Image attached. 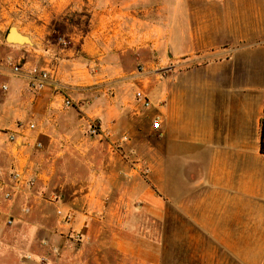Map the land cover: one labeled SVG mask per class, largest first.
<instances>
[{"label": "crops", "instance_id": "1", "mask_svg": "<svg viewBox=\"0 0 264 264\" xmlns=\"http://www.w3.org/2000/svg\"><path fill=\"white\" fill-rule=\"evenodd\" d=\"M117 5L107 0L94 8L90 32L72 35L85 56L0 47V128L37 125L19 131L17 145L0 147V264H89L87 243L111 231L112 220L116 229L110 245L97 249L100 257L112 252L133 264H159L154 224L167 231L176 215L177 236L185 239L180 264H264V0H164L161 34L136 13L128 21ZM159 46L161 65L149 57ZM34 66L57 68L63 94L53 84L31 93ZM140 90L150 109L136 100ZM66 98L73 108L64 107ZM158 117L162 128L154 135ZM90 121L116 137L89 145L87 137L67 132L78 126L83 136ZM65 155L83 160L89 175L83 186L75 176L53 185ZM7 161L38 180L12 202L4 199ZM55 197L75 213L86 245L65 240Z\"/></svg>", "mask_w": 264, "mask_h": 264}, {"label": "rangeland", "instance_id": "2", "mask_svg": "<svg viewBox=\"0 0 264 264\" xmlns=\"http://www.w3.org/2000/svg\"><path fill=\"white\" fill-rule=\"evenodd\" d=\"M0 0V47L5 46V37L9 31V29L12 26L18 27L24 34L29 36L32 40V43L35 46H30L32 51L39 50V51H45L48 48H52L55 50H69L72 46L74 47L75 44L72 41V35L74 33H82L78 27H73L69 25L68 29L72 30V32H69L68 34L62 35L58 32H55L52 29V24L55 22H63L69 17H73L77 13L82 14V16L76 15L75 20H80L81 23H85L86 16L85 14L91 15V10L94 8H99L100 5H102L107 0H93L91 3V0ZM110 2H114L115 4H118V8L121 13L128 14V21L133 20V18H130L129 15L132 13L134 15H138L141 21L148 22L149 25L153 24L155 28H157L159 31L158 33L161 34V27L163 22V2L164 0H108ZM193 2L202 1V0H191ZM100 3V5H99ZM136 13V14H135ZM7 45V44H6ZM34 53V52H33ZM152 56L153 60L155 62L162 64V58L164 57L163 52L161 50V46H159L158 50H155L154 54L149 53V57ZM159 65V68L155 71V76L153 77L154 84L156 87H160L162 84V66ZM130 89L133 93L136 91L134 88L129 86L127 90ZM143 91V90H142ZM136 98V94H135ZM98 123L97 121H93ZM98 125L101 128L100 136H90L88 131V123L87 128H85L82 133H80L78 126H76L74 129H70L67 132L68 133H74V137H87V141L85 144H91L92 140L99 139L100 137H116L113 130H102L101 125L98 123ZM83 128V127H82ZM154 129V128H153ZM35 131V130H34ZM156 133L154 135L158 134L159 132L154 129ZM66 132V133H67ZM9 131L3 130V128H0V137H9ZM124 137L123 140L127 141L125 137H128L127 135L122 136ZM156 145L158 143L161 144V139L159 137H154ZM8 141L3 144H0V147H4L5 149H8ZM159 144V145H160ZM11 145V144H10ZM63 146H66V144L62 143ZM93 147V146H91ZM62 150L65 151V147H61ZM93 150H95V153H99L98 147H94ZM5 163V162H4ZM84 163L83 160L80 159L79 162L72 160L66 155L64 158H61L60 161L56 164V170L53 175V185L54 186H61L63 184H66L68 177L71 178V176H75L77 182L75 183L77 187L83 186V182H85L88 178V174L84 172ZM15 165L12 163H8V161L5 163L6 167V173L10 177L12 170H14ZM35 177V176H31ZM36 178V177H35ZM37 179V178H36ZM38 183V180H37ZM44 200H49L50 198L47 197V195L43 194ZM62 202L63 204L66 203L65 195L62 196ZM4 203V201H3ZM6 204V203H5ZM34 205V203H32ZM61 205V204H59ZM1 206H4L1 205ZM6 206V205H5ZM36 206V205H35ZM63 206V205H62ZM65 207V205L63 206ZM5 208V207H4ZM128 208L125 207L124 213L128 214L127 216L130 217ZM128 211V212H127ZM21 210L19 207V211L17 214H20ZM36 214L38 212H34L33 214L28 217L29 222L34 223V219L36 218ZM177 215L175 216V222H171V229L170 227H167V231H164L163 223H155L154 228L156 229V237H155V244L159 246V248L162 251V261L159 264H180L181 258L184 256V254H181L182 248L185 245V239L181 240L179 239L178 235V221H177ZM112 220V218H111ZM60 225V224H59ZM55 227L57 224L54 225ZM176 227V228H173ZM64 228V227H63ZM98 230V227H96ZM58 231L64 232V230L57 228ZM66 229V228H64ZM106 229H111V231H107L104 235L101 237L96 236L95 239H92L93 241H89L87 243L90 245L91 249L89 251L90 255L88 256L89 264H133L131 261L127 260L122 257H118V255L114 253L107 252L106 254L103 253L101 257H103L105 260H101V257L99 255L98 248L104 247V244L106 243V246L110 245V241H112V234L114 231L112 229H116L114 226V222H107ZM65 233V232H64ZM66 236L65 240H68L71 242L75 247H81L82 245H86V240L82 244H78L74 242L73 240L68 238V232L64 234ZM87 238V237H86ZM124 239L130 241L132 238L130 237L129 233H124ZM97 252V253H94ZM194 264V263H190Z\"/></svg>", "mask_w": 264, "mask_h": 264}, {"label": "built area", "instance_id": "3", "mask_svg": "<svg viewBox=\"0 0 264 264\" xmlns=\"http://www.w3.org/2000/svg\"><path fill=\"white\" fill-rule=\"evenodd\" d=\"M216 1V0H212ZM57 68L56 69H41L38 66H34L31 69V80L29 83V90L34 95H39L42 92L46 91L48 89V86L50 84L54 85V93L56 95H62L63 91L62 88L57 80ZM143 70V67L139 68V71L141 72ZM13 71L15 73L21 72V67L19 65L13 66ZM4 91H7V87H3ZM136 100L140 102L144 108L150 109L152 107V102L150 101L149 97L146 95V93L142 90L138 91L136 93ZM64 107L66 108H73L74 103L72 100L66 98L63 103ZM153 128L161 132L162 128V122L160 117L154 119L153 121ZM18 131H13L9 133L8 137V143L11 145H17L19 141L20 132L26 129H29L31 131H34L37 129V125L35 123H30L27 126L19 125L17 127ZM88 131L90 136H100L101 128L98 125V123L90 121L88 123ZM37 147H42L41 144H37ZM10 184L7 187V190L4 192V199L7 202H12L15 200L23 191L27 188L33 189L37 185V179L35 177H29L25 169H19L14 168L12 170L11 176H10ZM60 198L55 197L53 202L57 204L56 208V216L58 218L59 224L62 227H65L68 230V238L73 240L74 242L78 244H82L85 242L86 238L82 232V230L76 229L74 226L76 224V215L72 210H69L62 205H59ZM14 221L10 220L8 222V225H13ZM29 260H32V256L27 257Z\"/></svg>", "mask_w": 264, "mask_h": 264}, {"label": "trees", "instance_id": "4", "mask_svg": "<svg viewBox=\"0 0 264 264\" xmlns=\"http://www.w3.org/2000/svg\"><path fill=\"white\" fill-rule=\"evenodd\" d=\"M76 15L78 16H82V14L77 13ZM76 15H74L72 18L69 17L66 20H64L63 22H55L52 24V29L55 32H58L62 35L68 34L69 32H72V30H69L68 27L69 25L73 26V27H78L79 30L82 32V34L86 35L90 32V26H91V15L89 14H85L86 16V21L85 23H81L80 20H75ZM70 49L75 50V52L79 55V56H85L81 51V47L80 45H75L74 47L72 46ZM263 146H264V133H263Z\"/></svg>", "mask_w": 264, "mask_h": 264}, {"label": "water", "instance_id": "5", "mask_svg": "<svg viewBox=\"0 0 264 264\" xmlns=\"http://www.w3.org/2000/svg\"><path fill=\"white\" fill-rule=\"evenodd\" d=\"M5 43L9 46H35L32 43V40L29 36L22 34L19 31V28L16 26H12L6 37H5Z\"/></svg>", "mask_w": 264, "mask_h": 264}]
</instances>
